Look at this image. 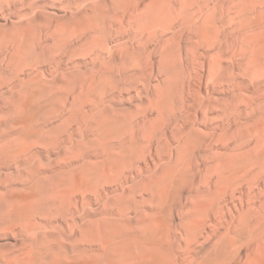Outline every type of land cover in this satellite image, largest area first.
I'll use <instances>...</instances> for the list:
<instances>
[{"label": "bare ground", "instance_id": "bare-ground-1", "mask_svg": "<svg viewBox=\"0 0 264 264\" xmlns=\"http://www.w3.org/2000/svg\"><path fill=\"white\" fill-rule=\"evenodd\" d=\"M54 1L6 0L1 6L9 10L23 7L18 12V35L26 36L33 47L20 57V64L32 70L20 80V95L12 96V107L0 103V114L13 118L12 128L0 131V174H6L0 183V227L19 229L27 244L23 252L0 255V264H100V259L107 264H178L174 256L181 244L168 210L191 207L189 198L195 200L199 209L193 221L194 237L202 219H212V213L225 205L223 192L229 189L235 194L242 184L247 189L240 194L241 208H236L237 213L230 209V220L216 234V244L205 254L199 250L187 264H228L243 240L253 245L246 264H264V195L253 191L264 176V100L259 124L238 152L219 157L213 147L204 151L202 144L215 131L202 134L194 120L176 112L180 105L185 107L188 96L185 65L175 60L183 49L186 55L195 47L184 41L175 51L162 38H180L188 30L204 54H212L206 81L216 100L201 101L209 117L216 107L234 108L233 90L220 93L216 89L220 83L233 85L234 76L229 73L233 66L220 57L221 36L232 35V28L223 31L218 20L205 21L196 9L188 12L174 0H149L143 9L142 0H80L85 11L89 1L96 2L95 8L86 11L85 21L72 23L71 17L63 25L52 26L42 13ZM73 1L62 3L72 11ZM197 1L200 12L212 2ZM260 5L256 9L264 19ZM74 31L87 37L85 48L91 57L73 65L70 58L66 65L63 57L68 55ZM43 34L48 37L40 42ZM151 42L158 49L143 55V48ZM250 45L253 52L244 54L252 58L254 69L249 67L252 74H248L261 77L264 42ZM153 51L163 61L157 73L164 76V87L152 101L155 116L132 112L120 100L122 88L138 80L144 84L143 91L151 92ZM259 79L264 82V76ZM188 108L192 110L194 103ZM182 119L165 146L166 155L155 159L151 154L154 162L148 163L153 141L168 124ZM205 158L208 163L203 167L199 159ZM12 163L17 166L15 171L10 169ZM189 185L194 190L187 189ZM89 191L96 194L95 199L86 197ZM148 192L161 201L148 209L151 220L143 215ZM79 199L86 207L72 215V200ZM72 225L79 227L80 234L72 233ZM72 236L91 244L72 250Z\"/></svg>", "mask_w": 264, "mask_h": 264}, {"label": "rangeland", "instance_id": "rangeland-1", "mask_svg": "<svg viewBox=\"0 0 264 264\" xmlns=\"http://www.w3.org/2000/svg\"><path fill=\"white\" fill-rule=\"evenodd\" d=\"M5 1L6 0H0V46L3 45V43L5 45V47L2 46L0 48V103H2V106L4 107H12L14 104V99H12V96L20 95L17 93L21 85L20 80L32 73L30 67L20 64V57L25 55V49L32 48L33 46L26 36L18 35V12H20L23 7L21 5L15 6L14 8L11 6V9L9 10L6 7H1L2 5L4 6L6 4ZM108 1L112 2V0ZM148 1L149 0H142L140 8H145V5L148 3ZM174 2L182 4L183 7L187 8L188 12L196 9V12L199 14L201 13L200 15L205 21L218 20L219 24L223 28V31L232 28V35L228 37L221 36L223 50L220 54V57L223 63L231 64L233 66V69L229 71L230 75L234 76L232 83L233 85L230 87L226 83H220L217 85L216 89L220 93H227L233 90L234 108L230 110V105L216 107L212 112H209V117L205 116V109L201 104V101L215 99L216 97L215 94L212 95L213 92H210L212 85L208 84L209 82L207 83L206 81L207 61L208 59L212 58V54H204V48L199 47L195 42L196 37H194V35L189 36L190 32L186 30L188 28H186V31L183 32V37L181 36L179 38L177 36L173 40H168V36L163 35L162 38L168 41L170 43L169 46H171V48L175 51L178 49V44L184 41H188L191 46L193 44V47H195L194 49L188 50L186 55V50L183 49L182 55L177 57L175 60L178 63L185 65L183 68L185 73L184 86L188 96L185 102V107L180 105L177 108V115L180 117L188 115L189 119L195 121V129L202 134L208 135V131H215L213 134L208 135V138H206V141L202 144L204 151H207L208 148L213 147L217 150L219 157H224L230 152L236 153L241 149L240 147L243 145L242 142H246V140H248V138H250L252 135L251 131L253 126L255 127V124H259V114L260 110L263 108L262 102L264 100V82L259 78L264 76V72L262 73L261 77L255 76L256 78H253L252 76L254 75L250 76L248 73H251V69H254V67L252 68V58L249 57L248 59L246 56H249V54L246 55L244 53L253 52L254 47L250 44L264 42V39L261 38L263 36L262 34H264V32H262L264 19H260L261 15L258 13L259 9H256L259 8L258 5H260L262 2L264 4V1L212 0L209 8L207 10L202 9L201 12L198 11L199 3L197 0H174ZM78 3H80V0H74L72 4V11H70L68 7L62 3V0H55L52 3L53 5L47 7V10L42 13V18L49 19L48 21H51L50 23H52V26L57 25V23L63 25L65 23L64 21L71 17L72 23H78V21L81 20L85 21L88 16V12L86 11H89L91 8H95L96 2L89 1L87 5L88 9L86 11L85 9L82 10V6H80ZM256 3L257 5H255ZM263 7L260 5V8ZM121 8L122 7L119 8V12L121 11ZM263 10L261 9V11ZM228 15L232 16V20L227 19ZM25 21L26 20H24V22ZM112 22L115 25V21L112 20ZM37 23L39 24L40 20H38ZM256 31H258V33H256ZM258 36L261 37L258 38ZM45 37H48V35L43 34L40 42H42ZM86 38L87 37L85 35H82L77 31L72 32V40H70L71 47L68 49V55L70 56L65 55L63 57V64H70V58H72V65L75 61H81L84 59L90 60L91 55H89V52H87L85 48L87 40ZM252 38L258 39H256L257 41H253ZM260 38L261 41L259 40ZM246 43L249 44V46L246 45ZM244 44L246 45V48H244ZM152 48L158 49V45H156L154 42L146 45L143 48V55L151 51ZM152 54L156 55H153L155 71L152 77V85L149 88V91L151 92L146 93L143 91L145 89L144 84L142 80H138L128 89H125L126 87L122 88L120 100H123L132 112L151 114V116H155L156 108L154 107L152 101L156 97V92L162 90L164 87V76L157 73V69L162 67L163 61H160L157 51H153ZM245 58H247V61ZM248 61L251 63L250 66ZM246 62L248 63L245 65ZM246 66L248 69H246ZM242 67L244 69L243 73L241 72V70H243ZM249 67H251V69H249ZM44 68L47 69V66H44ZM245 69L248 70V72H245ZM47 72L48 71H46V73ZM255 79H259V81ZM243 81L246 82L243 83ZM257 82H260V84ZM241 83L244 85H241ZM255 83H257L256 86H254ZM242 86L247 87V90H245L246 88ZM191 102L194 103V108L192 110L188 108V104ZM224 102L225 104H228L227 100ZM12 119V115L9 113L0 114V131L11 129L13 126L11 124ZM183 122L184 119L173 123L171 122L168 124L166 129H163V131L160 132L156 141H153V151L147 156L148 163L152 164L154 162L153 157L157 159L166 155L165 146L170 142L173 129ZM250 144L252 143L250 142ZM151 154H154V156L152 157ZM199 161L203 167L208 163L206 158L204 161L203 159H199ZM142 164L144 165L145 162L141 160V165ZM16 167V164L12 163L10 169L15 171ZM5 176V172L0 174L1 184V179ZM113 187L114 186H110L108 188ZM241 187L242 188H240L235 194H232V190L229 189L223 192L224 197L222 202L225 205H223V208H217L212 213V219L208 216L202 219V226L194 237L193 221L195 212L199 209V206L196 205L195 200L193 198H189L191 207L184 209L174 208L172 210H168L167 216L170 218L172 223L177 225L176 233H178V241L181 244L177 247V252L174 256V260L177 259L179 262L178 264L189 263L199 250L205 254L216 244V234L223 232L230 220V209L234 208V212L237 213L236 208H241L242 206L240 194L242 190L247 189V186L242 184ZM187 189L194 190V187L189 185L187 186ZM253 191L259 195H264V176L261 179H258ZM95 195L96 194L93 192H86V197H94L95 199ZM146 197H149L147 200H145V205L148 208L145 212H143V215L145 219L151 220V214L148 209L156 207L161 203V201L155 199L154 195H151L149 192ZM81 207H86V204L83 200L79 199L77 202L76 200H72V215L77 214V209H80ZM80 231L81 230L79 227L72 225V233L75 232L80 234ZM90 244L91 241L86 238H76L72 236V250L77 249V247L88 246ZM26 247L27 244L25 236L19 233V229L15 227H0V255L7 252H23ZM252 250L253 245H250L246 242V240H243L236 246L234 255L229 258L228 264H246V262H248V259L246 260L247 253L252 252ZM100 264L107 263L100 259Z\"/></svg>", "mask_w": 264, "mask_h": 264}]
</instances>
